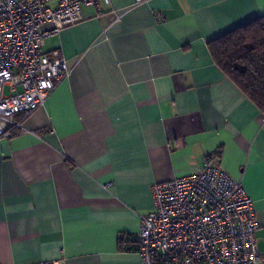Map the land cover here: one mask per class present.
<instances>
[{
    "label": "crops",
    "instance_id": "1",
    "mask_svg": "<svg viewBox=\"0 0 264 264\" xmlns=\"http://www.w3.org/2000/svg\"><path fill=\"white\" fill-rule=\"evenodd\" d=\"M45 39L71 67L0 138V264H141L120 251L152 187L210 155L252 200L264 255V114L207 44L264 16V0H109Z\"/></svg>",
    "mask_w": 264,
    "mask_h": 264
},
{
    "label": "built area",
    "instance_id": "2",
    "mask_svg": "<svg viewBox=\"0 0 264 264\" xmlns=\"http://www.w3.org/2000/svg\"><path fill=\"white\" fill-rule=\"evenodd\" d=\"M102 4L109 0H0V138L21 129L71 71L59 52L43 53L45 39ZM152 197L136 239L141 264H264L252 200L213 155L199 172L155 184Z\"/></svg>",
    "mask_w": 264,
    "mask_h": 264
},
{
    "label": "trees",
    "instance_id": "3",
    "mask_svg": "<svg viewBox=\"0 0 264 264\" xmlns=\"http://www.w3.org/2000/svg\"><path fill=\"white\" fill-rule=\"evenodd\" d=\"M213 63L264 114V16L209 42ZM120 251H136V241L119 238Z\"/></svg>",
    "mask_w": 264,
    "mask_h": 264
},
{
    "label": "rangeland",
    "instance_id": "4",
    "mask_svg": "<svg viewBox=\"0 0 264 264\" xmlns=\"http://www.w3.org/2000/svg\"><path fill=\"white\" fill-rule=\"evenodd\" d=\"M4 92V96H8L9 95V89L8 88H5L4 90H3Z\"/></svg>",
    "mask_w": 264,
    "mask_h": 264
}]
</instances>
